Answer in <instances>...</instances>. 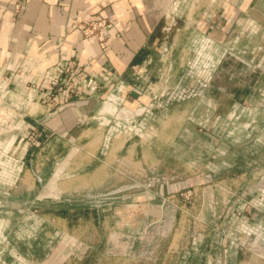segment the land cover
<instances>
[{
  "label": "rangeland",
  "instance_id": "obj_1",
  "mask_svg": "<svg viewBox=\"0 0 264 264\" xmlns=\"http://www.w3.org/2000/svg\"><path fill=\"white\" fill-rule=\"evenodd\" d=\"M262 25L168 29L130 79L76 57L1 78L0 264H264ZM79 100L82 141L44 130Z\"/></svg>",
  "mask_w": 264,
  "mask_h": 264
},
{
  "label": "crops",
  "instance_id": "obj_2",
  "mask_svg": "<svg viewBox=\"0 0 264 264\" xmlns=\"http://www.w3.org/2000/svg\"><path fill=\"white\" fill-rule=\"evenodd\" d=\"M15 1L0 0V79L40 80L51 66L74 57L87 68L109 64L119 78L130 79L135 67L156 60L168 29L172 33L184 24L203 34L225 31L242 14L264 10V0H18L15 13ZM93 18L111 23L104 45L81 33L80 21ZM260 29L264 34V25ZM91 112L83 100L60 106L43 128L68 143L72 138L82 141L79 134ZM58 170L49 179L52 183L59 179Z\"/></svg>",
  "mask_w": 264,
  "mask_h": 264
},
{
  "label": "built area",
  "instance_id": "obj_3",
  "mask_svg": "<svg viewBox=\"0 0 264 264\" xmlns=\"http://www.w3.org/2000/svg\"><path fill=\"white\" fill-rule=\"evenodd\" d=\"M19 8L20 3L16 0L13 5L14 12L16 13ZM110 27L111 23L106 18L81 20L79 26L84 37H92L101 44L107 39Z\"/></svg>",
  "mask_w": 264,
  "mask_h": 264
}]
</instances>
